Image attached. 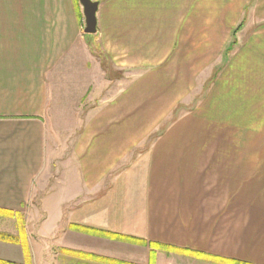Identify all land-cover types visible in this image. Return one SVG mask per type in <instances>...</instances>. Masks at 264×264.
I'll use <instances>...</instances> for the list:
<instances>
[{
	"label": "crops",
	"instance_id": "crops-1",
	"mask_svg": "<svg viewBox=\"0 0 264 264\" xmlns=\"http://www.w3.org/2000/svg\"><path fill=\"white\" fill-rule=\"evenodd\" d=\"M96 1L85 34L79 0H0V210L44 211L48 235L54 190L34 200L57 148L50 106L64 73L84 95L100 86L103 59L129 76L85 110L71 141L80 187L52 233L264 264V0ZM3 261L39 264L28 237L0 240Z\"/></svg>",
	"mask_w": 264,
	"mask_h": 264
},
{
	"label": "rangeland",
	"instance_id": "rangeland-1",
	"mask_svg": "<svg viewBox=\"0 0 264 264\" xmlns=\"http://www.w3.org/2000/svg\"><path fill=\"white\" fill-rule=\"evenodd\" d=\"M101 61L104 62L105 67L104 79L100 73L95 72L92 75L99 81L102 80L100 86H98L97 81L90 83L89 91L84 95V82L68 85L70 78L68 74L64 73V76L61 77L59 99L53 100L50 106V129L57 138L56 146L53 143L50 145L57 148L50 165V173L47 174L48 179L38 183L41 190L34 200V204L37 205L46 191L54 190L45 203L49 217L43 231L48 232V235H41L39 231V225L47 217V213L42 210L39 212L12 213V215L0 213V232L14 234L13 236L20 238L24 237L26 240L28 237L34 257L39 264H226L219 260L196 257L188 253L142 246L140 243L122 244L94 240L89 241L88 247L77 244L70 245L68 244L70 239L67 237H71V235L62 234L66 225L60 229L59 233H52L53 227L59 221V211L57 210L59 203L68 200L69 196L80 187L79 175L72 162L71 141L82 125L85 110L98 101L100 97L98 94L103 89L108 91L116 83L114 79L129 76L126 71L117 70L109 61L103 59ZM74 72L77 77L76 81H84V68L76 69ZM208 84L209 82H206L205 85L199 83L191 96L190 103L178 107L177 113L184 109H191L201 94V92L197 93L199 90L197 87L206 88ZM254 139L264 140V132L254 134ZM259 151L263 152L264 155V149ZM65 245L71 248L64 247Z\"/></svg>",
	"mask_w": 264,
	"mask_h": 264
},
{
	"label": "trees",
	"instance_id": "trees-1",
	"mask_svg": "<svg viewBox=\"0 0 264 264\" xmlns=\"http://www.w3.org/2000/svg\"><path fill=\"white\" fill-rule=\"evenodd\" d=\"M239 27H240V25H238V27H236L234 29L233 35H235V33L239 29ZM234 43H235V41H232V44H230V46H232ZM0 213L7 214V215H12V212H4V211H1V210H0ZM85 231H87L88 233L99 234L101 236H106L108 238H112V239H116V240H122V241H127V242H132V243H140V244L146 245V243H144L143 241L135 239V238H131V237L105 233V232H102V231H97V230L87 229V228L85 229ZM0 240L18 242L19 237L13 236L11 234L0 232ZM148 246H150L151 248L157 247V248H160V249H164L166 251H175V252L188 253V254L196 256V257L211 258V259L219 260V261L224 262L226 264H249V263L243 262V261L222 259V258L213 257V256H209V255H206V254L198 253V252L182 250V249L175 248V247H172V246L162 245V244H157V243H150V244H148ZM2 263L3 264H14L12 262H4V261Z\"/></svg>",
	"mask_w": 264,
	"mask_h": 264
},
{
	"label": "water",
	"instance_id": "water-1",
	"mask_svg": "<svg viewBox=\"0 0 264 264\" xmlns=\"http://www.w3.org/2000/svg\"><path fill=\"white\" fill-rule=\"evenodd\" d=\"M83 9L85 34H95L97 32V17L98 1L96 0H79Z\"/></svg>",
	"mask_w": 264,
	"mask_h": 264
}]
</instances>
